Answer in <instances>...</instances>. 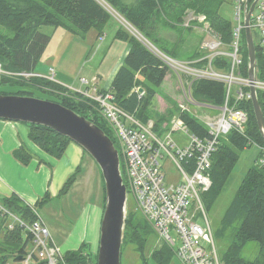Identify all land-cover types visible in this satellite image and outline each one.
Instances as JSON below:
<instances>
[{"label":"trees","instance_id":"obj_1","mask_svg":"<svg viewBox=\"0 0 264 264\" xmlns=\"http://www.w3.org/2000/svg\"><path fill=\"white\" fill-rule=\"evenodd\" d=\"M222 2L223 0H0V25L13 32L12 36L0 34V62L8 71H35L51 39L49 34L40 30L42 26L65 27L76 33H85L95 29L100 37L103 35L107 23L113 17L109 7L118 11L128 24L140 32L144 38L151 40L161 50L163 49L162 51L165 53L172 52V54L177 55V49L174 47L170 49L165 45V41L160 36V31L165 28L176 29L177 25L180 24L184 26L185 18L190 11L205 15L207 22L222 36V39L225 42H230L235 24L233 25L220 15L219 8ZM186 28L192 27L186 26ZM115 37L129 41L131 48L125 57L124 65L118 70L110 90L115 96V102L120 107L131 114H136L142 121L146 122L150 119L146 116V111L154 89L148 88L144 81L147 80L155 86H160L170 67L146 43L132 34L127 27H120ZM256 53L258 59L257 75L259 79L264 80V59L261 49L257 45ZM174 55L170 56L177 59ZM206 55L207 52L201 48L194 58L195 60L201 59V61L194 63V65L199 67L207 65L208 58L205 57ZM242 58V73L248 77L249 59L245 34ZM213 65L218 69H230V61L227 57H215ZM20 79L0 77L2 83L32 84L52 95L54 93L50 88L68 89L44 76ZM139 88H143L144 94ZM246 89L249 90L250 87H246ZM226 92V85L217 80L197 79L192 84V95L199 102L217 106L223 105L226 100ZM0 93L4 94L3 92ZM19 94L31 96L29 91L21 90ZM258 96L264 112V90L258 89ZM58 97L52 100L73 108L78 113L93 120L112 138L113 132L107 121L101 120L103 116L87 105L93 101L83 97L80 100ZM230 101L232 104L235 103L234 98ZM238 107L248 111L249 120L243 132L234 129L226 135L225 141L222 138L213 154L210 170L212 185L202 194L206 209H211L222 193L229 176L240 159V152L253 144L264 146V138L254 113L252 100L245 98L238 102ZM181 117L193 133L201 137L209 135L208 126L195 116L183 111ZM24 124L29 127L30 139L56 158L63 157L68 144L73 142L69 137L59 134L49 127L32 123ZM155 131H162L157 122H155ZM14 155L26 165L36 157L25 145L15 150ZM80 171L81 167H78L67 178L60 190V195L69 192L78 179ZM102 179L105 207L106 189L103 176ZM51 199V193L47 192L34 205H30L16 193L11 196L0 195V202L3 205L28 222L36 220L39 217V210ZM129 213L126 218L124 242L126 243L128 240L138 245L142 264H150V260L157 264H171L175 258L174 250L166 243L155 248L152 255L145 254L153 227L145 217H143L145 220H139L135 223L134 219L137 212L134 210ZM237 220H240V225L233 242L230 243L221 258L223 264H264V166L258 162L250 167L245 174L234 200L222 219L223 228H229ZM0 234L4 236L7 243H12L13 249H15L12 256L15 261L23 262V258L20 259L19 256L25 255L27 247L32 242V236L19 225L13 229L9 228L8 219L3 216L1 211ZM252 240L257 241L260 247L256 257L248 259L243 256V251L248 242ZM87 245V241H84L80 248L65 251L62 260L65 264H97V261L91 262L89 256L94 255L98 258V252L91 254ZM0 264H9V261L0 260ZM34 264H47V262L38 259Z\"/></svg>","mask_w":264,"mask_h":264},{"label":"built area","instance_id":"obj_2","mask_svg":"<svg viewBox=\"0 0 264 264\" xmlns=\"http://www.w3.org/2000/svg\"><path fill=\"white\" fill-rule=\"evenodd\" d=\"M253 1L234 0L235 26L230 42L222 39V36L207 22L205 15L195 14L192 11L188 13L184 22L185 26L194 27L195 21L203 24L205 35L201 48L207 52L205 56L208 58L207 65L201 67L194 65L201 59L194 60L190 64L162 53L165 63L170 68H175L187 103L221 110L217 116L206 115L209 124V126L207 124L209 128L207 137L193 133L185 121L178 116L170 121L171 129L163 137L160 135L163 130L155 131L156 121L150 118L144 122L124 110L115 102V96L111 90H102L94 86L93 89L87 88L84 91L73 89L72 91L73 96L77 94L95 102L97 110L109 124L118 141L116 147L123 164L128 198L129 196L134 198L138 211L158 234L161 243L157 248L164 243L172 247L175 258L180 264H223L214 243L202 194L212 185L210 173L212 157L222 136L234 129L243 132L249 120L248 111L238 107V102L245 98L251 99L250 89H246L251 86V80L249 76L245 77L242 73V45L246 29V8ZM256 8H258L257 14L255 13ZM250 26L252 32L254 28L259 31V48L264 59V0L257 1L251 14ZM144 43L148 45L147 42L144 41ZM149 48L152 50L151 47ZM223 48L228 52H225ZM217 56L229 59V70L214 67L213 60ZM0 74L15 75L26 79L43 76L35 71H8L1 62ZM51 75L52 77L55 75L54 70H51ZM197 79L223 82L227 87L225 103L217 106L197 101L192 95V84ZM83 81L87 83L86 80ZM254 84L257 89L264 90V80L259 79L258 75ZM234 85L238 86L237 96L231 93ZM233 98L235 99L234 104L230 101ZM185 107H182L183 111L188 110ZM177 130H182L189 135L190 140L187 144L179 145L172 138L173 132ZM259 148L258 163L264 166V146H259ZM163 159L174 163L180 169L182 173L180 182L165 184ZM0 211L8 219L9 228L13 229L19 225L32 236L33 248L27 247L22 260L24 264H34L38 259L46 261L47 264H65L62 260L64 252L53 243L50 230L40 215L36 220L28 222L1 202ZM200 216L206 218L207 227L198 222Z\"/></svg>","mask_w":264,"mask_h":264},{"label":"rangeland","instance_id":"obj_3","mask_svg":"<svg viewBox=\"0 0 264 264\" xmlns=\"http://www.w3.org/2000/svg\"><path fill=\"white\" fill-rule=\"evenodd\" d=\"M111 11L118 16L114 9H111ZM257 12L258 8L255 10L256 14ZM219 13L223 18L229 20L234 25V0H223L219 8ZM122 21L132 34L137 36L143 42H147L148 46L152 48L153 52L160 57V59L163 60L164 54H169V56L174 55L172 52H163V49L161 50V48L156 46V44L154 45L151 40L150 42L144 38L140 32L129 25L125 20L122 19ZM119 24L118 20L113 16L107 23L103 35L100 37H98V33L95 29H91V31L85 33H76L65 27L55 28L54 26H42L40 30L49 34L51 39L44 51V54L40 58L36 69L42 70L43 73L47 75L46 77L53 79V81L57 83L59 81L67 84L69 87L77 90L79 89L80 91H82L81 88L84 91L87 88L93 89L94 86H97L102 90H110L109 88L111 87L115 73L119 67L124 65L125 57L131 47L129 41L115 38V33ZM0 34L12 36L13 32L7 27L0 25ZM204 35L203 24L198 21L194 22V27L192 28H186L185 25L183 26V24H180L177 25L176 29L165 28L160 31V36L163 41H165V45H167L170 49L173 47L177 49V55L174 56H176L177 59L189 62L190 64L194 62L196 53H198L201 49ZM253 35L255 44L259 46L260 34L257 28L253 29ZM224 51L228 52L227 49H224ZM51 70L56 72L53 77L51 75ZM0 75L4 78L11 77L16 80H21L20 78H22L8 74ZM83 80H86L87 83ZM144 84L148 86V88L154 89L153 96L149 100V107L146 111V116L153 119L160 125L161 130H163L160 135L163 137H165L171 129L170 121L176 116L182 118L181 112H183L182 107L184 106H186L185 108H188V110L184 111L188 112L192 116H195L205 125L208 124L206 115L217 116L221 113V110L215 107H200L195 103H187L182 83L179 80L174 67L169 69L167 76L160 86H155L147 82V80L144 81ZM50 89L52 90V93L56 95H52L50 92H45L38 86L32 84L2 83V81H0V92L8 95H18L22 90L29 91L31 96L42 99L52 100L55 99V97L59 98L58 96H62L64 98L66 97L69 100L82 99L80 95L75 94L76 96H73V93L69 88L67 90H59L57 88ZM237 89L238 86L234 85L231 92L233 96H237ZM140 91L144 94L143 88H141ZM146 94H148V91H146ZM87 105L92 110H97L95 103L90 102ZM97 111L95 112L98 113L99 111ZM134 115L140 119L139 116L136 114ZM102 119L105 120L104 117H102L101 120ZM111 136L117 144L118 141L115 135L111 134ZM172 138L176 140L179 145L187 144L190 140L189 135L182 130L174 131ZM222 138L224 141L227 139L226 135L222 136ZM85 152L86 157L83 165L84 172L81 175L80 184L75 187L72 185L73 189H71V187V192H68L67 195L65 194V197L56 199L50 207L39 211V214L43 215L42 217L45 219L51 218V221H55V217L50 215V213L56 215V217L60 216L56 221L58 225L56 234L60 237L61 234L63 237L65 236L68 232L65 229L75 221L76 217H78V215L82 212L85 204L88 203V205H90V203L94 200L97 201L98 195L102 198L104 210V187L102 174L95 159L87 151ZM259 153L260 148L258 144H253L240 152V159L229 176L222 193L216 199L212 208L206 209L212 229L214 243L221 258L230 243L233 242L236 231L240 225V220H237L232 226L224 229L222 219L227 208L234 200L237 190L248 169L257 164L260 155ZM163 166L166 185L175 184L182 180V173L174 163L167 162L166 159H163ZM99 176H101L100 179H102V185L99 184ZM134 210L137 212L134 219L135 223L139 220H145L143 218V214L138 211L136 201L132 196H129L127 216L130 214L129 212ZM9 221L11 220L9 219ZM198 222L205 227L208 226L204 216H200ZM50 230L51 233H54L52 229ZM149 238L150 239H148L149 242L147 243L145 250L146 255H152L154 252L153 250L161 243L158 234L155 230L153 231V229ZM259 247L260 245L257 241H249L244 248L243 256L248 259L255 258L258 254ZM28 248H33V244L30 243ZM138 250V245L134 242L128 240L126 243L124 242L121 264H142L140 259L141 253ZM14 252L15 249H13L12 243H7L4 236L0 234V260H8L9 264H24L23 262L15 261L12 256ZM89 260L91 262H96L97 258L94 255H90ZM150 264L157 263L150 260ZM171 264L180 263L176 258H173Z\"/></svg>","mask_w":264,"mask_h":264},{"label":"water","instance_id":"obj_4","mask_svg":"<svg viewBox=\"0 0 264 264\" xmlns=\"http://www.w3.org/2000/svg\"><path fill=\"white\" fill-rule=\"evenodd\" d=\"M258 0L247 5L245 35L248 49L250 94L254 113L264 138V112L254 82L258 59L251 14ZM0 119L49 127L69 137L87 151L98 164L105 181L106 203L103 210L97 264H121L127 218L128 192L122 163L114 140L93 120L60 102L29 95L0 93ZM20 259L23 255L19 256Z\"/></svg>","mask_w":264,"mask_h":264},{"label":"crops","instance_id":"obj_5","mask_svg":"<svg viewBox=\"0 0 264 264\" xmlns=\"http://www.w3.org/2000/svg\"><path fill=\"white\" fill-rule=\"evenodd\" d=\"M109 9L111 11L112 8L109 7ZM116 12L118 16L114 13H112V15L120 23L118 29L122 26L126 27L122 21V19L125 20L124 17L118 11ZM119 69L120 67L117 69L113 81ZM35 72L44 77L47 76L42 70L35 69ZM58 83L61 82L58 81ZM61 84L69 88L71 92L74 89L67 84ZM81 90L83 89L81 88ZM22 145H25L26 148L36 156L27 165L19 161L14 155V151L19 149ZM85 155V150L79 144L70 142L63 157L56 158L40 148L30 139L29 127L26 124L18 121L0 119V195L11 196L16 193L27 203L34 205L39 198L43 197L47 192H50L52 199L39 211L45 208L47 209L56 199L65 197V195L59 194L60 190L67 178L74 173L78 167H81V171L73 187L80 184L81 175L84 172L83 165L86 157ZM100 178L101 176H99L98 180ZM101 183L102 179L99 181L100 185H102ZM73 187L71 189H73ZM69 192H71V190ZM100 198L101 196L98 195L97 201L94 200L90 205H88V203L85 204L82 212L76 217L75 221L65 229L68 232L64 237L62 234L61 237L56 234L58 230L56 221L60 216L57 215L58 217H56V215L50 213V215L55 217V221H51V218L45 219L42 217L43 215L38 212L49 230L52 229L55 233H51L50 230L51 235H54H52L53 243L58 246L62 252L78 249L84 241H87V247L91 253L96 254L98 252L103 215L102 198L101 200Z\"/></svg>","mask_w":264,"mask_h":264}]
</instances>
